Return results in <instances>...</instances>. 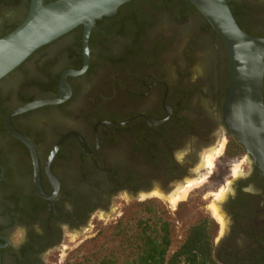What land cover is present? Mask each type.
Listing matches in <instances>:
<instances>
[{
  "label": "flooded vegetation",
  "instance_id": "flooded-vegetation-1",
  "mask_svg": "<svg viewBox=\"0 0 264 264\" xmlns=\"http://www.w3.org/2000/svg\"><path fill=\"white\" fill-rule=\"evenodd\" d=\"M29 2L0 0V37L21 23ZM226 2L242 31L264 38V0ZM189 7L133 0L94 23L86 58L81 26L0 79V264H59L58 253L55 262L46 255L61 246L63 231L82 228L113 195L165 196L203 174L188 151H176L188 138L214 140L215 128L226 136L229 67L223 42ZM191 18L203 28L200 36L191 32L181 56L194 60L202 50L206 64L194 76L181 63L165 68L172 41L161 30L171 21L174 37L194 26ZM262 90L264 99V76ZM61 94L59 103L14 113ZM201 97L215 106L202 110ZM247 162L243 178L229 167L235 183L222 198L224 225L214 237L220 264H264V177Z\"/></svg>",
  "mask_w": 264,
  "mask_h": 264
},
{
  "label": "water",
  "instance_id": "water-1",
  "mask_svg": "<svg viewBox=\"0 0 264 264\" xmlns=\"http://www.w3.org/2000/svg\"><path fill=\"white\" fill-rule=\"evenodd\" d=\"M129 1L131 0H54L43 3L42 0H30L22 22L0 37V79L34 51L78 26L83 28L82 42L86 58L87 39L94 23L113 15L121 5ZM187 1L204 17L227 51L229 85L221 105L222 129L226 136L235 138L243 146L246 159L264 177V38L242 31L226 0ZM63 99L61 94L58 98L36 101L14 113L59 103ZM8 128L18 136L9 125ZM230 182L235 183V178ZM222 201H214L219 211Z\"/></svg>",
  "mask_w": 264,
  "mask_h": 264
},
{
  "label": "rangeland",
  "instance_id": "rangeland-1",
  "mask_svg": "<svg viewBox=\"0 0 264 264\" xmlns=\"http://www.w3.org/2000/svg\"><path fill=\"white\" fill-rule=\"evenodd\" d=\"M169 16L170 15H168V18ZM191 19L195 27L189 26L188 30L178 31V34L174 37L171 36L174 34L170 27L171 21L167 22L168 27L166 25L162 27L161 30L163 35H169L168 37H171L169 41H172L171 45L167 44V50L163 56V65L165 68L168 71L170 68H174L175 70V68L178 67L177 63H181L182 65H186L184 68L185 71L194 76L197 71H201L206 64L203 63L201 59L203 54L202 50H200L198 57L194 60L186 61L181 56L182 44L188 36L191 35V32L195 36H200L199 30L203 28L200 22L195 18ZM186 72L184 74H186ZM201 99L202 101L198 103L202 110L210 109L215 106V101L204 100L203 97H201ZM214 132H217V134L212 141L198 143L196 140H193V138H188L177 148L176 154L183 151H188L190 153L192 159L195 161L194 171L204 168L202 175L192 178L199 179V177H202L203 181L197 185L198 187L193 188L183 201H179L176 205L172 206L166 199L154 195L146 196L144 194H139L132 196L126 192L120 191L112 196L106 210H97L82 228L64 230L61 246L50 251L49 254L46 255L48 260L55 262L54 256L58 253V259H60L59 264H96L104 258L115 260L118 264L131 261L136 256L137 247L141 244L139 238V236H141L140 227H138L137 221H143L154 214V212L148 214L144 212L143 208L137 206L138 203L145 201H149V207L155 211L156 214L166 218L171 223L172 242L170 251L174 250L175 246L182 240L188 225L199 217L207 216L213 220L215 229L214 237L217 236L219 232H222L224 222L223 217L222 222H218L210 210V205L214 204V201H218L215 196L218 190L214 191L213 189L216 187L219 189L222 186L226 188L228 185L227 183L230 184V166L232 170L234 165L239 163V173L235 178L238 177V175L243 178L248 173L250 165L247 162L248 160H245V154L236 156L226 155L224 152L228 137L223 136L219 128H215ZM222 136L226 139L223 153L215 159L213 167L208 169L203 165V156L210 148L216 147L220 140L219 137L221 138ZM237 160L238 162H235ZM233 162L234 165L232 164ZM230 172L232 173V171ZM208 193L212 195V201ZM122 217H124L123 221L127 222V235L126 237H117L114 235L113 226L116 225ZM12 237L14 238V235H12Z\"/></svg>",
  "mask_w": 264,
  "mask_h": 264
},
{
  "label": "trees",
  "instance_id": "trees-1",
  "mask_svg": "<svg viewBox=\"0 0 264 264\" xmlns=\"http://www.w3.org/2000/svg\"><path fill=\"white\" fill-rule=\"evenodd\" d=\"M52 1L54 0H43V3ZM132 1L133 0L121 5L119 9ZM180 2L183 4L187 3L192 9H195L187 0H180ZM197 13L199 12L197 11ZM199 15L201 14L199 13ZM201 17L204 19L202 15ZM205 21L206 20L204 19V22ZM15 27H12L6 34L11 32ZM80 27L81 26H78L75 29ZM227 137L228 141L224 152L226 155L236 156L246 154L243 146L237 142L235 138L231 136ZM148 204L149 201L137 204L138 207L143 208L144 212L148 214L154 212V214L143 221H137L138 227H140L141 236H139V238L141 244L137 247L136 256L131 261L120 264H220L214 254L215 229L214 222L211 218L207 216L199 217L193 223L188 225L183 234L182 240L175 246L174 250L170 251L172 242V225L166 218L156 214ZM123 219L124 217L113 226L114 235L117 237H126L127 235L128 226L127 222H124ZM96 264L118 263L110 258H104Z\"/></svg>",
  "mask_w": 264,
  "mask_h": 264
},
{
  "label": "bare ground",
  "instance_id": "bare-ground-1",
  "mask_svg": "<svg viewBox=\"0 0 264 264\" xmlns=\"http://www.w3.org/2000/svg\"><path fill=\"white\" fill-rule=\"evenodd\" d=\"M225 142H226V139L224 137H222L220 139V141L218 142V144L216 145V147L210 148L209 151L205 152V154L203 156V165L206 168L211 169L213 167L215 159L218 158L224 150ZM248 161L251 162L250 160H248ZM239 168H240L239 163L234 165V167L232 168V176H234V177L237 176V174L239 173ZM202 181H203L202 177H200L199 179H189L185 182V184L176 188L179 185L178 184L169 194H167L165 196L159 194L156 189H154V190H156L157 192H153L152 195L159 197V198H162V199H166L170 205L174 206L179 201H183L186 198V196H188L190 191L193 188L198 187L197 185H199V183ZM227 184H226L227 185L226 190L231 187L230 186L231 184H229V183H227ZM154 190H152V191H154ZM224 193H225V187L222 186L215 193V196L218 200L217 202H220L219 200H221L224 197ZM145 194H148V193H145ZM210 210L212 212V215L216 218V220L221 223L222 222V215L220 214V212L218 210V205L217 204L210 205Z\"/></svg>",
  "mask_w": 264,
  "mask_h": 264
}]
</instances>
